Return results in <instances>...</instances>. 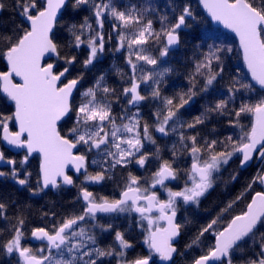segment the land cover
I'll use <instances>...</instances> for the list:
<instances>
[{
    "label": "snow or ice",
    "instance_id": "snow-or-ice-1",
    "mask_svg": "<svg viewBox=\"0 0 264 264\" xmlns=\"http://www.w3.org/2000/svg\"><path fill=\"white\" fill-rule=\"evenodd\" d=\"M197 3L211 20L235 34L247 74L232 77L218 93L222 99L210 102L200 115L186 121L182 109L224 79L225 57L233 51L231 46L214 43L206 50L204 44L194 46L187 90L172 96L162 94L163 79L174 71L163 66L167 63L164 58L179 46L181 30L191 26L189 21H197L191 0H170L167 11L172 17L157 16L152 0H74L73 9L87 7L90 15L79 25H67L70 39L63 45L54 30L68 0H13L21 21L10 34L0 33V60L7 68L0 71V93L14 105V111L0 113V140L24 150L25 155L20 160L6 159L0 151V166L10 168L8 173L0 171V177L8 176L17 185L30 188L33 173L27 168L36 153L39 164L32 195L49 188L75 187L81 210L59 217L55 212L44 213L49 223L31 229L32 239L41 244L35 250L22 243L26 220L17 215L10 222L9 238L0 242V252L18 257L17 264H105V258H110L107 264L111 260L150 264L153 257L163 264H176L177 257L186 264H264V0ZM4 7L0 0V10ZM105 22L110 29L107 39ZM106 43L115 45L111 51L124 57L123 65L114 62L112 69L101 72L80 91L84 77L68 78L77 57L62 55L63 50L86 47L83 67L88 69L105 52ZM112 70L120 77L121 88L109 85ZM149 102L155 105L152 123L144 119L142 111ZM114 105H119L118 113ZM214 119L226 120L224 127L231 134L210 139L216 136L215 127L208 136L197 131ZM153 133L175 137L169 159L160 155ZM147 145L155 152H146ZM90 156L97 171H89ZM153 159L157 166L150 176L124 174L133 165L146 168ZM180 160L190 163L181 169L176 166ZM234 160L241 170L253 161L260 166L234 198L216 205L219 211L214 216L207 212L211 219L181 251L176 242L190 221L184 217L183 223L178 222V211L181 207L199 209L202 199L217 186L222 170ZM181 177V185L169 186ZM237 179L232 176V181ZM106 181L115 182L113 195L89 190ZM7 207L0 202V217L5 220ZM122 216L128 229L115 231L112 244L102 247L97 233H110L113 225L102 224L101 219ZM133 229L139 230L147 255L129 257L134 245L126 237Z\"/></svg>",
    "mask_w": 264,
    "mask_h": 264
},
{
    "label": "trees",
    "instance_id": "trees-1",
    "mask_svg": "<svg viewBox=\"0 0 264 264\" xmlns=\"http://www.w3.org/2000/svg\"><path fill=\"white\" fill-rule=\"evenodd\" d=\"M2 2L4 3L5 7L2 9L0 14V33L10 34L11 30L20 23L21 17L13 9V0H2ZM179 2L180 0H174V3ZM184 2H188V0H184ZM73 3L74 0L68 1V7L63 11L64 14L57 21V25L54 30L58 41L62 45L67 44L70 39L67 25H79L85 16L90 15L87 7L82 6L81 9H73ZM152 3L153 6L158 9L157 16L167 14L169 17H172L173 13L171 11H167V9L171 6L170 0H152ZM191 4L193 6L194 12L197 15V21L195 24H192V22L189 21L191 26L189 28H185L180 33L181 42L179 44V48L177 50L170 51L169 56L165 58L167 63H165L163 66L172 68L174 71L167 73L163 79L160 85L162 94L165 96H172L176 93L187 90V74L192 67L191 63H189V58H191L193 55V51L195 50L194 46L204 44V50H206L208 44L214 43L218 46H231L233 51L228 53L225 57L226 67L224 79L218 80L208 90L207 93H199L193 97L189 104L185 106V109H182L183 118L186 121H191L194 117L200 115L210 102H215L216 100L222 99L223 97L218 93L225 90L226 85L229 83L232 77L239 78L240 74H247L234 37L231 34L214 27L201 11L197 0H191ZM152 18L154 20L156 19L155 16ZM159 26L160 25L158 23L155 24V27L159 28ZM108 27V23H105L104 29ZM112 48L113 44H106L105 52L100 55L98 62H94V65L89 66L88 69L83 67V60L88 54L86 47L82 46L79 50H73L71 48H65L63 50L62 55L77 57L76 62L70 66L68 78L72 79L80 75L84 77L80 86V91H83L85 88L89 87L93 79L96 76H99L101 72L112 69L114 62L118 65H123L124 57L122 55L113 56V52L111 51ZM61 64H63V62H61ZM5 69L6 67L4 61L0 60V71H5ZM237 69L240 70L239 74ZM125 71H127V69H125ZM119 81L120 77L116 75L115 71H110L108 80L109 85L112 87L121 88L123 85L119 83ZM2 97L3 96L0 94V113L8 115V108H11L12 106ZM75 101H79L78 93L75 94ZM118 107L119 105H114V110L117 113ZM154 108L155 105L149 102L142 109L144 113V119L148 120L149 123H152L151 112L154 110ZM242 123H247V121H242ZM226 124L227 121L224 119H220L219 122L214 119L211 122H206V124L202 127H199L197 131H199L202 135L208 136L210 130L215 127L217 130L216 136H211L209 138L222 139L224 136L231 134L230 131L225 129L224 126ZM9 125H11V123ZM69 126L70 122L64 124L63 128L66 129ZM153 135L157 139V143L161 148L160 155H162L165 159H169L171 157V145L175 140V137L170 139L167 137H161L157 133H153ZM0 151L5 154L1 148V144ZM81 151H83V149H81ZM145 151L150 153L155 152V148H153L151 145H147ZM90 160L91 156L89 157V164ZM188 163H190V161L186 162L185 160H180L176 166L183 169L188 166ZM38 164L39 159L36 156L30 159V163L27 168L28 171L33 173L30 188L20 189L18 186L12 185L10 183H5L0 187V202H3L8 206L5 214L7 220H5L3 217H0V242L6 241L9 238L8 228L11 226V223L15 222V217L17 215H22L26 220L24 226V240L22 243L24 246L32 247L35 250L39 248L41 244H31L28 241V238L31 234L32 228L43 226L49 223L50 218L48 220L44 219V213L55 212L59 217L61 214H68L72 211L78 213L81 210V205L76 203L75 200L78 191V189L75 187L70 189L63 188L59 191L47 190L39 193L36 196L32 195L31 189L36 188V172L38 170ZM156 166L155 159H153L148 163L146 168L140 169L138 166L133 165L124 170V174H126L127 171H131L135 175L146 177L150 176L152 171H155ZM259 166V162L254 161L252 165L246 170H241L238 160L230 162L229 165L222 170V174L217 178V186L214 188V190L210 191L207 197L202 199L199 209L192 207L185 210L183 207H181L180 211H178V222L183 223V218L187 217L190 223L182 229V233L176 244V247L183 251L185 244H187L195 235L198 228L211 219V217L207 215V212L211 211L212 215L214 216L216 211H219L216 205L222 206L221 202H226L234 198L244 188L245 184L251 180L252 176L256 174V170ZM97 170L98 169L94 165L90 164L89 171L94 172ZM120 171V169H117L118 175L120 174ZM233 175L238 177L236 181H232ZM182 183L183 177H181L180 181H175L169 186L176 188ZM77 184H79V180L77 181ZM115 189L116 184L113 181H106L102 185L89 186L90 191L103 195H113ZM255 190L259 191L261 189L256 187ZM240 207H243V205L241 204L237 207V212L239 211ZM100 222L105 225L108 223L113 225V229L110 233H104L102 235L99 232L97 233L102 247L112 244L115 231H125L129 227L128 221L123 216L118 219H101ZM126 238L130 239L134 245V251L129 252V257H133L137 254H148L146 246L143 244V238L140 236L138 229H133L130 235ZM108 259L110 258H105V264H107ZM17 260L18 257L15 255L8 256L7 254L0 252V264H17ZM111 264H116V261L111 260ZM150 264H158L156 257H153V261L150 262ZM176 264H186V261L180 257H177Z\"/></svg>",
    "mask_w": 264,
    "mask_h": 264
},
{
    "label": "water",
    "instance_id": "water-1",
    "mask_svg": "<svg viewBox=\"0 0 264 264\" xmlns=\"http://www.w3.org/2000/svg\"><path fill=\"white\" fill-rule=\"evenodd\" d=\"M68 1H69V0H68ZM198 6L200 7L201 11L204 13V15L207 17V19L210 21V23H211L214 27L219 28V29L225 31V32L231 34V35L234 37V39L236 40V43H237V47H238V39L235 38V34L232 33L230 30L224 28L222 24H219V23H217L216 21L211 20V18L207 15L206 11L202 8V6H200L199 4H198ZM63 11H64V10H63ZM0 14H1V10H0ZM58 20H59V19H58ZM182 30H183V29H182ZM178 48H179V46H178V47H174L172 51L177 50ZM238 50H239V47H238ZM239 52H240V50H239ZM117 54H120V53H117ZM240 54H241V53H240ZM241 57H242V55H241ZM242 61H243V59H242ZM4 64H5V62H4ZM243 64H244V62H243ZM244 66H245V65H244ZM5 67H6V66H5ZM245 69H246V67H245ZM6 70H7V68H6ZM6 70H5V71H6ZM246 71H247V69H246ZM14 79H15L16 81L19 80L18 77L14 78ZM0 94L3 96L2 93H0ZM7 102H8V101H7ZM8 103H10V102H8ZM10 104H11V103H10ZM12 106H13V108H14V105H13V104H12ZM13 127H14V129L16 130V128H15L14 125H13ZM157 134H158L159 136H161L159 133H157ZM161 137H162V136H161ZM1 143L3 144V146H4L5 148L9 149V150H10L11 152H13V153H18V152H20V151H24V150H22V149H14V148H11L10 146H8V145L6 144V142H3L2 140H1ZM35 155L38 156V158H39V155H38V154L34 153L33 156H35ZM253 162H254V161H253ZM253 162H252V163H253ZM252 163H251V165H252ZM251 165H250V166H251ZM247 168H248V167H247ZM69 173L72 174V175H74V176L76 175V174L74 173V170H70ZM172 183H173V182H172ZM66 188L70 189V188H72V187L69 186V187H66ZM47 190H52V191H54L55 189H51V188H49V189H45L44 191H47ZM177 215H178V214H177ZM179 238H180V237H179ZM179 238L177 239V242H178ZM28 241H29L31 244H40L39 241H35L34 239H32L31 234H30V236H29V238H28ZM177 242H176V244H177ZM157 263H158V264H163V262H161V261L159 260L158 257H157Z\"/></svg>",
    "mask_w": 264,
    "mask_h": 264
},
{
    "label": "flooded vegetation",
    "instance_id": "flooded-vegetation-1",
    "mask_svg": "<svg viewBox=\"0 0 264 264\" xmlns=\"http://www.w3.org/2000/svg\"><path fill=\"white\" fill-rule=\"evenodd\" d=\"M106 39H107V35H106ZM107 44V43H106ZM108 45H111V44H108ZM114 44H113V48H114ZM113 52V51H112ZM113 54L114 55H116V53H114L113 52ZM113 55V56H114ZM11 105V104H10ZM145 105H147V103L145 104ZM144 105V106H145ZM12 106V105H11ZM12 108V109H11ZM11 108H8L9 109V114L11 113V112H13L14 111V108H13V106L11 107ZM119 110H120V108L118 107V112H119ZM9 127H10V129L11 130H13V131H15V129H14V127H13V124H11V125H9ZM0 144H1V148L3 149V151L5 152V158L6 159H9V158H14V159H16V160H20L24 155H25V151H20V152H18V153H13V152H11L9 149H7V148H5L4 146H3V144L1 143V140H0ZM36 156V155H35ZM35 156H33V157H35ZM37 158H38V156H36ZM39 159V158H38ZM0 171H3V172H5V173H8L9 171H10V168L8 167V166H0ZM70 174V173H69ZM70 175H72V174H70ZM74 178H75V176H74ZM82 178V177H81ZM5 183H10V184H12V185H15V186H18V188H20V189H24V187H21V186H19V185H17L10 177H8V176H5V177H0V187L3 185V184H5ZM174 183V182H173ZM172 184V183H171ZM54 191H56V190H54ZM178 214V213H177Z\"/></svg>",
    "mask_w": 264,
    "mask_h": 264
},
{
    "label": "rangeland",
    "instance_id": "rangeland-1",
    "mask_svg": "<svg viewBox=\"0 0 264 264\" xmlns=\"http://www.w3.org/2000/svg\"><path fill=\"white\" fill-rule=\"evenodd\" d=\"M106 24H107V22H105ZM110 29H109V27L108 28H106V29H104V31H105V35H107V32L109 31ZM184 30V29H183ZM183 30H181V31H183ZM113 54V53H112ZM114 55V54H113ZM165 59V58H164ZM78 96H79V93H78ZM79 99H80V96H79ZM161 192H162V190H161Z\"/></svg>",
    "mask_w": 264,
    "mask_h": 264
}]
</instances>
